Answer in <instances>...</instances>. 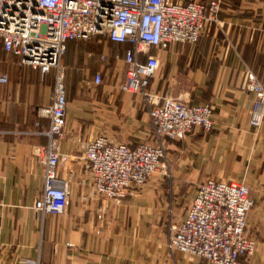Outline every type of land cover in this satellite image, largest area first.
<instances>
[{
	"label": "crops",
	"instance_id": "1",
	"mask_svg": "<svg viewBox=\"0 0 264 264\" xmlns=\"http://www.w3.org/2000/svg\"><path fill=\"white\" fill-rule=\"evenodd\" d=\"M128 48L101 36L67 41L57 171L67 205L61 214L43 215L34 204L43 192L39 156L49 120L39 108L51 102L53 76L20 65L0 41V75L8 76L0 84V264H207L166 245L169 226L184 219L208 179L248 187L253 206L246 235L257 248L240 264H264V121L250 124L255 96L243 89L247 71L264 82V0H219L215 20L196 44L149 49L159 60L149 91L160 100L208 104L214 123L208 132L193 128L182 139L163 138L167 175H153L111 200L92 191L86 144L98 135L130 148L154 143L152 106L120 88Z\"/></svg>",
	"mask_w": 264,
	"mask_h": 264
},
{
	"label": "built area",
	"instance_id": "2",
	"mask_svg": "<svg viewBox=\"0 0 264 264\" xmlns=\"http://www.w3.org/2000/svg\"><path fill=\"white\" fill-rule=\"evenodd\" d=\"M219 0H0V41L3 50L22 66L52 73L51 102L39 108L49 120L44 132L47 144L40 152L43 192L34 209L41 214L58 215L67 205L65 184L58 179L60 143L67 113L65 70L61 60L67 41L107 37L116 44H127L125 80L120 88L140 94L151 105L150 118L154 143L130 148L98 135L87 144L84 160L89 169L92 191L107 199L123 191L144 186L153 175H167L162 139H182L193 128L211 130L213 108L171 97L158 99L149 91V80L158 67L151 48L165 49L171 43L198 42L207 25L215 20ZM145 55L144 61L139 56ZM8 76L0 75V84ZM102 83L100 75L94 84ZM243 89L255 96L250 124L264 121V82L245 73ZM253 206L248 187L241 182L205 180L186 209L185 217L169 226L167 248L199 257L207 264H240L249 259L257 244L246 235Z\"/></svg>",
	"mask_w": 264,
	"mask_h": 264
}]
</instances>
